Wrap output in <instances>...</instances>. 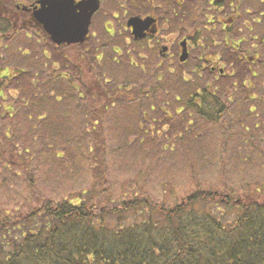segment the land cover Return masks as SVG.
Instances as JSON below:
<instances>
[{
  "label": "rangeland",
  "instance_id": "1",
  "mask_svg": "<svg viewBox=\"0 0 264 264\" xmlns=\"http://www.w3.org/2000/svg\"><path fill=\"white\" fill-rule=\"evenodd\" d=\"M185 1L186 6H194L186 20L192 19L191 13L196 19L175 25L167 30V37H202L208 41L201 57L210 58L218 51L221 57L215 62L202 60L204 64L209 61L207 68L210 64L216 68L212 73L206 68L201 77H195L188 69L198 62L196 56L202 49L194 46L184 67L172 65L175 74L169 75L167 83L163 84L161 76L151 82L137 80L141 87L151 83L147 96L144 91L131 90L137 85L130 89L117 86L116 82L135 83L138 77L134 76L142 69L139 64L133 67L135 58L129 51L136 45L127 40L107 67L110 80L101 75V85L93 90L86 87L85 76L84 84L74 89L71 76H50L52 63L42 68L41 58L16 57L13 62L15 56L6 52V63L38 75L10 74L0 91L1 212L27 211L43 198L74 197L87 188L105 199L110 194L114 199L138 195L171 205L197 189L232 192L235 199L240 194L236 190L261 183L264 126L263 130L253 126L264 124V0L235 1L240 7L230 28L238 46L231 58L229 43L221 39L222 26L217 19L214 24L207 22L211 17L227 18L228 0L219 1L220 12L208 0ZM22 43L30 49L37 46L23 32L9 42L11 47ZM241 54L244 57L238 59ZM179 69L187 71L188 81L182 82L188 78L181 77ZM61 71L68 72L67 66ZM209 85V91L215 89L223 96L221 102L227 107L216 123L186 106L189 95ZM115 92L122 94L121 103ZM175 95L181 96L180 101ZM182 101H186L183 109Z\"/></svg>",
  "mask_w": 264,
  "mask_h": 264
},
{
  "label": "trees",
  "instance_id": "2",
  "mask_svg": "<svg viewBox=\"0 0 264 264\" xmlns=\"http://www.w3.org/2000/svg\"><path fill=\"white\" fill-rule=\"evenodd\" d=\"M211 87L199 105L186 106L216 123L227 107ZM246 186L235 199L204 188L171 205L138 195L105 199L87 188L27 211H0V264H264V179Z\"/></svg>",
  "mask_w": 264,
  "mask_h": 264
},
{
  "label": "flooded vegetation",
  "instance_id": "3",
  "mask_svg": "<svg viewBox=\"0 0 264 264\" xmlns=\"http://www.w3.org/2000/svg\"><path fill=\"white\" fill-rule=\"evenodd\" d=\"M69 1V0H66ZM83 0H72V4L76 5ZM193 1V0H189ZM220 0H208L212 5L211 8H218L217 12H220L221 3L217 4ZM236 0H228L230 13L227 18L222 19L221 26L222 29L228 30V33L224 39L229 43V58H231V53L238 46L236 42L233 41L231 37L232 28H230L236 20ZM44 0H0V50L4 51L0 53V77L17 76L18 74H23V76H37L38 72L30 74L27 72L28 69H20L16 64L6 63L7 51H10L16 61L17 58H29L33 60L42 59V68H45L48 63L51 64L50 76L56 77L58 74L61 77L71 76L73 79L70 81V85L78 89V84H84L83 79L88 78L89 83L86 84L88 89L98 87L100 84L99 77L104 75L105 79L110 80V74L107 71L109 68L111 60L114 59L116 55L121 51V46L127 40L129 44H134L136 47L132 48L129 54L135 58L132 63L133 67L138 64L141 65L142 69L139 68V75H135V83H121L116 82L117 86H122L126 89H130L132 85H137L133 90L134 92L140 91L147 93L152 91L151 83L148 85H143V82L138 85L137 80L140 78L150 80H157V76H161L165 79L164 83H167L169 75L175 74V67L173 64L179 65V67L188 63L191 56V50L194 46H198L202 50H199L194 65L188 69L195 77H201L203 71L207 68L209 61H218L221 57L220 52L216 54L212 53V57H207L208 63L204 64L205 60L202 58L204 54V48L207 45L204 38L199 37L197 39H192L190 35H181L178 38L167 37V30L177 26L179 23H188L196 19V17L191 13V20H186L188 18L189 12L193 11V3L190 6H186L185 0H98V8L92 13L90 18V23L87 29V33L84 34L82 41L80 42H61L56 43L49 34L45 31L43 24L36 20L34 16V10L41 8V3ZM188 3V2H187ZM193 8V9H192ZM189 10V11H188ZM76 12H79L76 9ZM139 17L142 20L149 19L150 23L146 24L142 30L143 36L141 38H134L132 32V27L128 25L130 17ZM220 16L211 17L207 19V22L211 24L215 23V20L220 21ZM115 23L118 25L116 26ZM227 23V24H226ZM115 28V32H114ZM206 28V26L204 27ZM208 29V28H207ZM198 31V29H195ZM27 38L33 39L37 44L36 47L31 49L22 44H16L15 47H11L9 42L14 38V36L21 35V33ZM118 33L119 37H115ZM122 41V43L117 41ZM183 41L184 47L181 45ZM231 41V42H230ZM138 44V45H137ZM215 45V44H213ZM50 46L52 51L47 48ZM187 51V58L184 61L179 60L180 53L183 49ZM233 50V51H232ZM236 52V51H235ZM254 52H256L254 50ZM253 56L258 55V53ZM214 56V57H213ZM241 54L238 59L243 58ZM138 59L141 61L138 62ZM218 59V60H217ZM26 60H24L25 62ZM29 62V61H28ZM130 65V66H132ZM68 68V72L61 71L62 67ZM96 67L98 69H96ZM108 67V68H107ZM24 68H26L24 66ZM214 64H210L208 72L212 73L215 70ZM250 69V67H249ZM45 70V69H44ZM120 71V69H118ZM128 72L127 70H123ZM218 74H222V70L219 68ZM122 72V71H121ZM186 70L179 69L177 73L181 77L187 76L188 79L183 80L186 82L189 80ZM26 73L30 75H26ZM185 73L187 75H185ZM233 73V72H232ZM109 74V76H107ZM44 75L40 74L39 76ZM57 75V76H58ZM228 75H232L228 73ZM85 76V77H84ZM93 76L94 78L90 77ZM118 76V73L117 75ZM57 78V77H56ZM186 78V77H185ZM140 86V87H139ZM144 86H149L147 89H143ZM151 87V88H150ZM164 87V85L162 86ZM99 88V87H98ZM156 89V87H155ZM114 91V90H113ZM203 89L200 87L196 89L194 94L189 95V99H193L198 105L202 99L204 93ZM104 93H109L103 90ZM117 92H115L116 94ZM91 95V93H90ZM92 95H94L92 93ZM142 96L141 94H138ZM143 95V99L145 98ZM116 98L119 100L122 98L121 93H117ZM180 95H175L174 99L180 101ZM189 101V100H188ZM121 103V100L120 102ZM186 101H182L181 105H184ZM154 105V104H148ZM188 105V103H187Z\"/></svg>",
  "mask_w": 264,
  "mask_h": 264
},
{
  "label": "water",
  "instance_id": "4",
  "mask_svg": "<svg viewBox=\"0 0 264 264\" xmlns=\"http://www.w3.org/2000/svg\"><path fill=\"white\" fill-rule=\"evenodd\" d=\"M40 9L34 10V18L43 24L45 31L56 43L80 42L90 23L93 12L98 8V0H83L78 4H72V0H44ZM76 9L79 12H76ZM150 20H142L132 16L128 25L132 27L134 38L143 36L142 30ZM181 45L184 47L183 41ZM187 58V51L184 48L180 53L179 60Z\"/></svg>",
  "mask_w": 264,
  "mask_h": 264
}]
</instances>
